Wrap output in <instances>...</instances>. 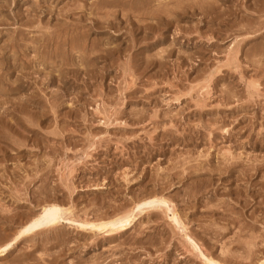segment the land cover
<instances>
[{
	"label": "rangeland",
	"instance_id": "obj_1",
	"mask_svg": "<svg viewBox=\"0 0 264 264\" xmlns=\"http://www.w3.org/2000/svg\"><path fill=\"white\" fill-rule=\"evenodd\" d=\"M48 203L0 264L261 263L264 0H0V249Z\"/></svg>",
	"mask_w": 264,
	"mask_h": 264
},
{
	"label": "bare ground",
	"instance_id": "obj_2",
	"mask_svg": "<svg viewBox=\"0 0 264 264\" xmlns=\"http://www.w3.org/2000/svg\"><path fill=\"white\" fill-rule=\"evenodd\" d=\"M106 2V1H105ZM109 2L107 1L106 3H104V5L102 6V8L104 9V7H105V5H107ZM111 4V3H110ZM109 4V5H110ZM155 6V5H154ZM115 7V6H114ZM102 8L100 9V10H102ZM109 8V7H108ZM106 9L107 8H105L104 10H105V13H104V18H103V21H100V20H98L97 18V20H93L92 22V26L93 27H95L96 29H104V28H107V27H109L112 23H113V21L114 20H116V17H115V13L112 11V13H110L111 11L110 10H108V11H106ZM110 11V12H109ZM116 12V11H115ZM153 12V11H152ZM97 13V12H96ZM154 13V12H153ZM159 13H160V11H159ZM165 13V12H164ZM172 13V12H171ZM141 15V14H140ZM143 15H145V14H142L141 16H142V18L141 19H143ZM149 15H150V12H149ZM148 15V16H149ZM161 15H162V13H161ZM165 15V14H164ZM163 15V16H164ZM147 16V15H146ZM148 16L146 17V18H148ZM150 16H152V15H150ZM153 16H155L154 14H153ZM156 16L159 18V16L156 14ZM171 16V15H170ZM110 17H113V19L114 20H110ZM94 18V17H93ZM153 18V17H152ZM120 19V18H119ZM140 19V18H139ZM157 19V18H156ZM140 21V20H139ZM138 21V22H139ZM142 21V20H141ZM141 23V22H140ZM146 23V22H145ZM145 23H143V24H145ZM159 23V22H158ZM68 25V24H67ZM139 26V25H138ZM140 27V26H139ZM143 27V26H142ZM151 27V26H150ZM145 33V32H144ZM148 33V32H147ZM152 34V33H151ZM145 36H146V33H145ZM235 48V47H234ZM237 48V47H236ZM238 49V48H237ZM233 52H235L234 50H233ZM230 54H231V51H230ZM234 58V57H233ZM251 86V85H250ZM118 113V112H117ZM117 118V117H116ZM103 119H105V118H103ZM108 119V118H107ZM137 119V118H136ZM109 121V120H108ZM11 122V121H10ZM104 122V121H103ZM107 123V122H106ZM88 152V151H87ZM92 157V156H91ZM227 160V159H226ZM228 163V162H227ZM226 167V166H225ZM67 169V168H66ZM160 175V174H159ZM167 177V176H166ZM163 183H166V182H163ZM157 186V185H156ZM71 188V187H70ZM44 189V188H43ZM46 191V190H45ZM44 191V192H45ZM17 192V191H16ZM16 194V193H15ZM137 194V193H136ZM43 196V195H42ZM141 202V201H140ZM139 202V203H140ZM137 203V202H136ZM136 204V205H134L131 209H128V208H130V207H124V208H126V211L127 212H124V213H122V215H121V213H120V215L119 216H117L116 217V215H117V213L114 215V216H111L112 217V219L111 220H109V221H100L99 223L97 222H90L89 220H85V221H88V222H85L84 223V221H83V223L80 225V226H87V225H89L88 227H90V229H93V230H95V232L97 231V233H102V234H104V235H106V237L108 236V238H110L111 240H113V238L115 237V235L116 234H122L123 235V232L124 231H126L127 229H129L132 225L134 226V221L135 220H137V218H138V216H144L143 214H146L147 215V218H148V214L147 213H150V212H155L154 210H158L159 208L161 209V210H159V211H164V208L162 209L161 207H163L162 205H169V200L168 199H165L164 197H160V199H157V200H151V201H148V202H143V203H141V204ZM132 206V205H131ZM172 206V205H171ZM23 207V206H22ZM122 207V206H121ZM120 207V208H121ZM7 208V207H6ZM167 208H169V206L167 207ZM174 208V207H173ZM172 208V209H173ZM116 209V208H115ZM129 211H128V210ZM170 209V208H169ZM168 209V210H169ZM8 210V209H7ZM118 211H119V209H117ZM116 210V211H117ZM168 210H165V211H167L168 212ZM5 211V210H4ZM117 211V212H118ZM121 211V210H120ZM123 211H124V209H123ZM164 211V212H165ZM175 210L173 209V211H171V212H174ZM114 212V211H113ZM112 212V213H113ZM157 212V211H156ZM9 213V212H8ZM71 213V211L69 210V209H65V208H63V207H61L59 204H57V203H48V204H46V205H44L43 206V208H42V210H41V213H37L36 215H34V216H32V217H30V219L26 222V223H28V222H30V224L28 225V226H25L26 227V229H22V231L21 232H19V233H17V235H14V236H16L14 239L12 238V241H10V243H8V245L6 246V247H4L3 249H0V256H6V254L8 253V251H10V249L14 246V244L21 238V239H23V235H25V234H27V233H29L30 231H33V233L32 234H36V233H38L37 231H40L41 232V230H42V232H44L43 230H52V229H55V228H57V226H58V223L59 222H61V220L62 219H65L64 218V216L65 215H67V214H70ZM95 213V212H94ZM165 214H166V212H165ZM145 215V216H146ZM152 215V214H151ZM172 215V214H171ZM113 217H114V219H113ZM137 217V218H136ZM69 218V217H68ZM67 218V219H68ZM136 218V219H135ZM140 218V217H139ZM142 218V217H141ZM172 218V219H171ZM76 219V218H75ZM135 219V220H134ZM170 219L172 220V221H174V222H176L175 224H178L179 226H181L182 225V223L184 222H181V220H180V218L177 216V214H175V212L173 213V216H170ZM72 220V219H71ZM71 220H69V221H71ZM134 220V221H133ZM132 221H133V224H132ZM138 221V220H137ZM73 222V221H72ZM243 223V222H242ZM178 225H176V226H178ZM240 225V224H239ZM238 225V226H239ZM85 226V227H86ZM176 226H175V228H176ZM241 226V225H240ZM243 226V225H242ZM186 227V226H185ZM178 229L180 228V227H177ZM182 228H184V226L183 227H181L180 229H182ZM57 230V229H56ZM185 231H186V228L184 229ZM184 230H182L183 231V234H184V238H185V235L187 234V232H184ZM174 231V230H173ZM179 231V230H178ZM181 231V232H182ZM32 234H29L28 236H27V238H29ZM40 234V233H39ZM34 236V235H33ZM32 236V237H33ZM106 237H104V238H106ZM191 236H188V234L186 235V239H188L189 241H190V244H191V246H192V250H196L197 252H198V254L197 255H199L200 256V259L202 258V261H203V263L204 264H225V263H223L222 262V257H221V261L219 260V258L218 259H215L216 257H212V256H210V255H206L205 253H204V251H201V247H198V245L196 244V242H194L193 241V239L191 240V238H190ZM26 238V237H25ZM31 238V237H30ZM107 239V238H106ZM254 239V238H253ZM24 240H26V239H24ZM27 240H29V239H27ZM20 241H22V240H20ZM210 242V241H209ZM188 244V243H187ZM189 244V245H190ZM188 245V246H189ZM168 246V245H167ZM251 248V247H250ZM256 249V248H255ZM262 249V248H261ZM223 251V250H222ZM261 251V250H260ZM248 252H250V249L248 250ZM222 253V252H221ZM253 253H255V252H253ZM226 254L227 253H225V256H226ZM251 254H252V252H251ZM261 254V253H260ZM8 255V254H7ZM195 255H196V253H195ZM224 255V254H223ZM249 255V254H248ZM253 255V254H252ZM257 256V255H256ZM262 256V255H261ZM240 256H238V258H239ZM249 257V256H248ZM243 258H245V256L243 255ZM259 258V257H258ZM228 259V258H227ZM226 260V259H225ZM230 260V259H229ZM244 260H246V259H244ZM264 260V259H263ZM261 261V263H259V264H264V261ZM250 263V262H249ZM246 264V263H245Z\"/></svg>",
	"mask_w": 264,
	"mask_h": 264
}]
</instances>
